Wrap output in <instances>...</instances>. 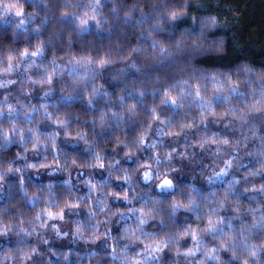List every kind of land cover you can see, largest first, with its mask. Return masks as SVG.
Segmentation results:
<instances>
[{"label": "clouds", "instance_id": "1", "mask_svg": "<svg viewBox=\"0 0 264 264\" xmlns=\"http://www.w3.org/2000/svg\"><path fill=\"white\" fill-rule=\"evenodd\" d=\"M0 264H264V0H0Z\"/></svg>", "mask_w": 264, "mask_h": 264}, {"label": "trees", "instance_id": "2", "mask_svg": "<svg viewBox=\"0 0 264 264\" xmlns=\"http://www.w3.org/2000/svg\"><path fill=\"white\" fill-rule=\"evenodd\" d=\"M252 33L251 32H249V35H251Z\"/></svg>", "mask_w": 264, "mask_h": 264}]
</instances>
